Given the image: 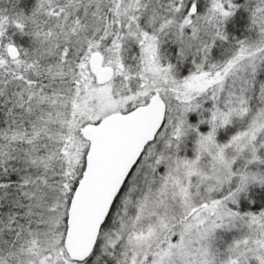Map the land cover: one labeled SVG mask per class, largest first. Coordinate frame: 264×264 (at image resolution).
I'll return each instance as SVG.
<instances>
[{
	"label": "snow or ice",
	"instance_id": "snow-or-ice-1",
	"mask_svg": "<svg viewBox=\"0 0 264 264\" xmlns=\"http://www.w3.org/2000/svg\"><path fill=\"white\" fill-rule=\"evenodd\" d=\"M0 264H264V0H0Z\"/></svg>",
	"mask_w": 264,
	"mask_h": 264
},
{
	"label": "trees",
	"instance_id": "trees-1",
	"mask_svg": "<svg viewBox=\"0 0 264 264\" xmlns=\"http://www.w3.org/2000/svg\"><path fill=\"white\" fill-rule=\"evenodd\" d=\"M34 3V0H26V4L30 7L32 4ZM243 19H239V22L237 24V29L235 30V34L236 35H240V32L242 31V26H243ZM230 30H232V28L230 27Z\"/></svg>",
	"mask_w": 264,
	"mask_h": 264
},
{
	"label": "rangeland",
	"instance_id": "rangeland-1",
	"mask_svg": "<svg viewBox=\"0 0 264 264\" xmlns=\"http://www.w3.org/2000/svg\"><path fill=\"white\" fill-rule=\"evenodd\" d=\"M239 22V21H238ZM231 27V26H230Z\"/></svg>",
	"mask_w": 264,
	"mask_h": 264
}]
</instances>
